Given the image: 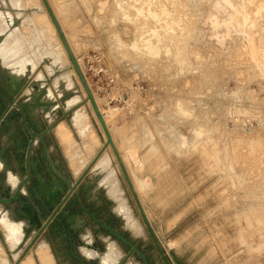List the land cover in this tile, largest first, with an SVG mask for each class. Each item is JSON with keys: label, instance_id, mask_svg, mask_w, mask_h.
Segmentation results:
<instances>
[{"label": "rangeland", "instance_id": "rangeland-1", "mask_svg": "<svg viewBox=\"0 0 264 264\" xmlns=\"http://www.w3.org/2000/svg\"><path fill=\"white\" fill-rule=\"evenodd\" d=\"M13 1L40 10L22 15L23 9L11 10ZM47 1L110 128H117L145 161L136 173L153 185L135 194L169 263L177 264L174 256L181 264H264V0ZM43 8L40 0H0V114L19 92L0 121L1 198L11 197L26 177L31 134L51 127L34 137L29 178L18 197L0 203L5 261L14 263V245L3 216L23 233L16 260L101 264L110 245L118 252L112 264H143L100 224L105 223L134 244L148 264H165L110 146L104 150L107 169L94 168L98 159L93 162L73 192L78 201L71 194L62 209L66 213L51 218L19 258L68 191L66 180L73 183L105 142L91 107L83 105L96 146L79 169L73 167L84 143L73 119L78 105L69 100H83L85 91L66 55L54 61L37 51L53 32ZM102 68L106 72L97 74ZM72 106L73 112L62 117ZM56 120L70 131L68 146ZM121 163L133 183L129 167ZM110 171L126 209L116 208L106 193ZM126 213L137 229L128 226ZM71 217L82 224L73 225ZM80 228L88 233L95 257L85 255Z\"/></svg>", "mask_w": 264, "mask_h": 264}, {"label": "bare ground", "instance_id": "bare-ground-1", "mask_svg": "<svg viewBox=\"0 0 264 264\" xmlns=\"http://www.w3.org/2000/svg\"><path fill=\"white\" fill-rule=\"evenodd\" d=\"M40 2H41V4L43 5V3H42V0H40ZM49 4H50V2H49ZM10 6H13V8L11 9V10H15V11H18V10H21V9H23V11L22 12H18L19 14H22V15H25V13H31L32 11H36V10H40V8H38V7H30L31 5H27V7H22V5L21 4H19V2H15V1H13L12 3H11V5ZM43 9L46 11V8H45V6L43 5ZM51 7V6H50ZM52 9V8H51ZM54 9H56V8H54ZM57 10V9H56ZM53 11V10H52ZM59 11H61V9L59 10ZM46 13H47V11H46ZM53 13H54V11H53ZM36 14V13H35ZM38 15V14H37ZM37 15H36V17H37ZM55 15V17L58 19L57 21H59L60 22V20H59V18H58V16H57V14L55 13L54 14ZM22 17V16H21ZM34 18V17H33ZM21 18L19 17V19H15V23H19L21 20H20ZM22 19H23V17H22ZM36 20H37V18H35ZM47 23H48V25H49V27H51V30L53 31L52 32V38H43V41H44V45H39V47H37L36 49H37V51L38 50H41V51H43L44 53H45V55H48L49 57H52L53 59H51V60H54V61H56L57 59H61V57L63 56H67V53H66V51L64 52V50L65 49H63L64 47H62L63 45H62V43H61V41H60V39H59V37H58V35H57V33H56V30H55V27H54V25H53V23L51 22V19H50V17H49V15H48V13H47ZM60 25V24H59ZM62 26V25H61ZM62 30H64V29H62ZM20 34L22 35V33L20 32ZM65 34V33H64ZM40 42H38V44H39ZM34 51V50H33ZM33 51H32V53H33ZM35 52V51H34ZM39 53V52H38ZM42 53V52H41ZM43 53V54H44ZM65 53V54H64ZM45 55L44 56H42V54H41V59H43V62L44 63H46L48 60H47V58L45 57ZM47 56V57H48ZM67 59H68V56L66 57ZM76 60H77V62H78V64L80 65V67H81V63H80V57H77L76 56ZM62 61V60H61ZM69 61V60H68ZM28 62H30V61H28ZM70 63V62H69ZM30 64H31V62H30ZM71 64V63H70ZM29 66H31V65H29ZM59 65H56V68H54L55 70H56V72L58 71V69L59 68H57ZM72 66V65H71ZM40 67V69L42 70L44 67L42 66V65H40L39 66ZM73 67V66H72ZM74 69V68H73ZM81 70H82V68H81ZM43 71V70H42ZM74 72H75V70H74ZM45 74V73H44ZM45 76V75H44ZM45 78H47L46 76H45ZM49 79V78H48ZM91 87V86H90ZM93 94V93H92ZM47 99H50V94L49 93H47L46 94V96H45ZM84 98L83 99H85L86 98V93H84V96H83ZM93 100H94V102H95V104H96V106H97V108H98V110H99V112L101 113V116H102V118H103V120L105 121V124H106V127H107V129H108V131H109V134H110V136H111V139H112V142H113V145H115L116 147V149L118 150V156L120 155V157H119V159H120V161L121 160H124V162L126 163V167H129V172H130V176H131V179H132V181H133V183H131V185H132V189H133V191L137 194L138 193V195H139V193H141V192H145L146 190H148V189H150L151 187H152V181H149V179L146 177H141L140 175H137V173H136V171H141V169H143V167L145 166V161H144V159L143 158H140L138 155H136L135 154V151H133L134 150V147L133 148H131L130 146H129V140H127V139H125L124 137H123V135H122V139H121V137H120V134H119V132H118V130H117V128H110V126H111V123H109V122H107V120H106V115H105V113L103 114V111H102V109H101V107L99 106V102H98V100L95 98V94H93ZM69 101H71V102H73L74 103V105L75 104H77L78 106H76L75 107V109H74V122H75V125H77V129L78 130H80V132L82 133V139L81 140H83V148H79V149H81V152L79 153V154H77V156H75L73 159H72V165H73V167L74 168H76V169H79V166H80V164L82 163V161H83V159L84 158H82L87 152H89L90 151V149L93 147V146H96V141L94 142V140H93V138L91 137V131L89 130V125L87 124V121H86V116H85V114H84V112H83V105H88V106H90L91 107V109H92V111H93V113H94V115H95V111L93 110V107H92V105H91V102L89 101V100H87L86 102H84L83 104H82V99L81 100H77L76 98H72L71 100H69ZM63 102V101H62ZM79 103V104H78ZM74 107V106H73ZM67 108V107H66ZM54 111H55V113H58V110H56V109H54ZM72 112H73V110H72ZM95 117H96V115H95ZM54 118V117H53ZM97 118V117H96ZM98 120V119H97ZM61 121V120H60ZM58 123V126H57V129H58V132H59V136H61L60 138L64 141V143L66 144L67 143V146H68V144L70 143V141H71V139H70V131L63 125V124H61V122H57ZM56 123V124H57ZM98 123H99V120H98ZM100 124V123H99ZM100 127H101V125H100ZM147 128V127H146ZM101 129H102V127H101ZM102 131H103V129H102ZM80 133V134H81ZM103 134H104V132H103ZM146 134V133H145ZM104 137H105V135H104ZM118 137V138H117ZM115 138L117 139V142L115 141ZM105 141H106V138H105ZM251 142V141H250ZM253 143V142H252ZM95 144V145H94ZM97 145H98V143H97ZM103 145H104V143L103 144H101L100 146H99V148H98V150L95 152V155L92 157V160L90 159V161H91V163L93 162V161H95L96 159H98L97 160V162L95 163V165H94V168L95 167H97V168H99L100 170H105V169H107V167H108V161H109V159H108V157L106 156V153H105V149L109 146V145H107L105 148H103ZM81 146H82V144H81ZM118 147V148H117ZM123 149V150H120V149ZM111 150H112V152H113V149L111 148ZM116 150V151H117ZM135 150H137L136 149V147H135ZM77 151V150H76ZM100 151V152H99ZM104 151V152H103ZM78 152V151H77ZM99 152V154L97 155V153ZM103 153V154H102ZM113 154H114V152H113ZM115 155V154H114ZM96 156V157H95ZM100 156V157H99ZM99 157V158H98ZM116 157V156H115ZM95 158V159H94ZM117 160V159H116ZM131 161L133 162V165L131 164ZM118 162V161H117ZM87 163H90L89 162V160L87 161ZM86 163V164H87ZM85 164V165H86ZM119 164V163H118ZM122 164V163H121ZM88 166V165H87ZM87 166H85L84 167V169L87 167ZM132 166H134L137 170H135ZM123 168H124V166H123ZM84 169L83 170H81L82 172L84 171ZM125 170V169H124ZM144 170V169H143ZM80 170H79V175L82 173ZM94 172V170L92 169L91 170V174ZM126 172V171H125ZM142 172V171H141ZM127 174V173H126ZM140 174V173H139ZM150 174V173H149ZM78 175V176H79ZM106 178H105V187H106V191H108V193H109V195H110V197H111V199H112V201H113V204H114V206L116 207V208H118L119 210L120 209H123V208H125L126 209V206H125V201L122 199V196L120 195V190H119V185H118V181L115 179V174H113L111 171L110 172H108L106 175ZM129 178V177H128ZM130 182H131V180H130ZM49 197H51V195L49 194L48 195ZM125 215V214H124ZM126 215H127V213H126ZM1 216V215H0ZM3 216V215H2ZM2 219H3V222L4 223H2V224H5L6 225V227H8L9 229H11V239L13 240V253H12V257L16 260L17 259V257H18V255H19V253H18V251H19V247H18V241L21 239V237H22V231H21V228L18 226V225H12L11 226V223H9V222H6V219L4 218V216L3 217H1ZM134 218V217H133ZM129 214L125 217V220H126V222H127V224H128V226H131L132 228H135V229H137V224L138 223H136V221L133 219ZM26 221V220H25ZM7 229V228H6ZM27 232H28V229H27V227L25 228V234L27 235ZM81 237L85 240V242L86 243H83V244H81V245H83L82 246V249L83 250H85L84 252H85V255H88V256H90V257H95L97 254L95 253V250L93 249V247H91L90 245H89V239H88V233L86 232V230H82L81 231ZM17 245V246H16ZM39 251H42V250H39ZM40 254H42L43 252H39ZM118 255V252L117 251H115L112 247H110V245H108L107 246V248H106V252H105V254H104V259H101L99 256H97V257H99L100 259V263L101 264H112L113 262H114V259L116 258V256ZM5 254L2 252V250H1V248H0V264H7V261H5ZM89 258V257H88ZM13 259V261H15ZM108 260V261H107ZM118 260V259H117ZM115 262H117V261H115ZM18 264H33V262H32V257L31 256H26L25 258L23 257V258H21V260H18ZM44 264H52L50 261H44Z\"/></svg>", "mask_w": 264, "mask_h": 264}, {"label": "water", "instance_id": "water-1", "mask_svg": "<svg viewBox=\"0 0 264 264\" xmlns=\"http://www.w3.org/2000/svg\"><path fill=\"white\" fill-rule=\"evenodd\" d=\"M42 3H43V5H44L45 8H46V11H47V13H48V15H49V17H50V19H51V22L53 23V25H54V27H55L56 33H57V35H58V37H59V39H60V41H61V43H62V45H63V47H64V49H65V51H66V53H67L68 60H69V62L71 63V65L73 66V68H74V70H75V73H76L77 77L79 78V81H80V83H81V85H82V87H83V89H84V91H85V93H86V98L83 99L82 104H83L84 102H86L87 100H89V101L91 102V105H92V107H93V110L95 111V115H96L97 119L99 120V123H100V125H101V127H102V129H103V132H104V135H105V138H106V141L104 142L103 148H105L107 145H109V146L113 149V152H114V154H115V156H116V159H117V161H118V163H119V166H120V168H121V170H122V174H123V176H124V178H125V180H126L128 186H129V188H130V190H131V193H132V195H133V197H134V199H135V201H136V203H137V205H138V208H139V210H140V212H141V215H142V217H143V219H144V222H145L146 227H147V229H148V232H149V234H150V236H151V238H152V241H153V243H154V246L156 247L157 251L160 253V255H161L163 261L165 262V264H170V263H169V257H167V255H165V254L163 253V251H162V249L160 248V246H159V244H158V242H157L155 236L153 235V232H152V230H151V227H150L149 223L147 222V220H146V218H145V215H144V213H143V210L141 209V206H140V204H139V202H138L137 196H136L135 192H134L133 189H132V185H131V182H130V180H129V178H128V175L126 174V172H125V170H124V168H123V165L121 164V161H120V159H119V156H118V154H117V151H116V149H115V147H114V145H113V142H112L111 136H110V134H109V131H108L107 127H106L105 121L103 120V118H102V116H101V113L99 112V110H98V108H97V106H96V104H95V102H94V100H93V94H92V92H91V89H90V87H89V85H88V83H87V81H86V79H85V75H84V73L82 72L80 65L78 64V62H77V60H76L75 55L73 54L72 49L70 48V45H69V43H68V41H67V39H66V36H65V34H64V32H63L61 26L59 25V22L57 21V18L55 17V15H54V13H53V11H52V9H51V7H50L48 1H47V0H42ZM101 57H102V59H103L105 65H106V67H107V68L109 69V71L111 72L112 69H111V67H110V65H109V63H108V61H107V59L105 58V55H104L103 53H101ZM25 86H26V83H23V87H25ZM18 94H19V92L16 94V96L14 97L13 100H9V101H8V107H7V109H6L2 114H0V121H1V120H4V116H5V114L7 113V111L9 110V108H10L11 106L14 105V100L17 98ZM73 109H74V107L72 106L69 110L64 111L62 117L66 116V115L68 114V112H71ZM58 121H60V120H56L55 123H57ZM50 128H51L50 126H47L46 129H45L44 131H42V133H40V134L32 133V134H31L32 137H31V139H30L29 142H28V146H27V149H26V157H25V171H26V177H25V179H22V181H21V183H20L19 185L16 186V189H15V191H14V193H13V195H12L11 197H9V198H1V197H0V203H9V202H11L12 200H14V199H16V198L18 197L19 192L21 191V189H22V187H23V185H24L26 179L29 178L28 160H29L30 149H31V147H32V145H33V142H34V137L40 138V137L42 136V134H43L45 131H49ZM99 152H100V151H99ZM99 152L97 153V155L99 154ZM95 157H96V156H95ZM94 159H95V158H94ZM93 162H94V161H93ZM93 162L90 163V164L84 169V171H83V172L77 177V179H76L73 183H70L69 181L66 180V182H67V184H68V191H67V192L65 193V195L59 200V202L54 206L53 210L51 211V213H50V215H49V217H48V219H47V221L42 225V227L39 229L38 233H37V234L35 235V237L30 241V243H29V244L27 245V247L24 249V251L22 252V254H21V256H20L19 258H21V257H22V256H23V255H24V254L30 249L31 245L33 244V242L35 241V239L38 237V235H39V234L43 231V229L46 227V225H47V223L49 222V220H51V218H53L56 214H58V213H60V212L62 211V209L64 208V205H65L67 199L69 198V196H70L71 194L75 197V201H78V197H77L76 194H74L73 192H74L76 186H77V185H78V184H79V183L85 178V176H86V174L88 173V171H89L90 167L92 166ZM83 210L86 211V212H88V210L85 209V208H83ZM92 217H93V216H92ZM93 218H94V217H93ZM94 219H95V218H94ZM95 221H97V220L95 219ZM100 224H101L105 229H107L110 233H112L113 235H115L116 237H118L120 240H122L123 242H125V243L130 247V249H131L132 251H134L135 253H137V254L140 256V258L142 259L143 264H148L145 255H144V254H143V253H142V252H141V251H140V250H139L134 244H132L131 242H129L127 239H125V238H124L122 235H120L119 233L113 231V229H112L111 227H109L108 225H106L105 223H100ZM172 257H173L172 259H173L177 264H181V263H179V262L175 259L174 256H172ZM17 263H18V260L14 261L13 264H17Z\"/></svg>", "mask_w": 264, "mask_h": 264}, {"label": "flooded vegetation", "instance_id": "flooded-vegetation-1", "mask_svg": "<svg viewBox=\"0 0 264 264\" xmlns=\"http://www.w3.org/2000/svg\"><path fill=\"white\" fill-rule=\"evenodd\" d=\"M42 189H44V187L42 188ZM51 198H52V196H51ZM63 212H65L66 213V211L65 210H62L61 212H60V214H63ZM64 213V214H65ZM23 214V213H22ZM59 214V213H58ZM65 215H67V214H65ZM77 218L79 217V215L77 214V216H76ZM71 221H72V223H73V225H81L82 224V222H78V221H76L74 218H69ZM35 223H37V222H35ZM80 230H82V228H80Z\"/></svg>", "mask_w": 264, "mask_h": 264}, {"label": "crops", "instance_id": "crops-1", "mask_svg": "<svg viewBox=\"0 0 264 264\" xmlns=\"http://www.w3.org/2000/svg\"><path fill=\"white\" fill-rule=\"evenodd\" d=\"M58 138H59V137H58ZM60 142H61V141H60ZM61 144H62V146H63V143H62V142H61ZM63 148H64V147H63ZM96 151H97V150H96ZM96 151H94L93 154H95ZM65 152H66L67 157H68V159H69L70 156L68 155L67 150H65ZM93 154H92V155H93ZM106 193H107V191H106ZM107 194H108V193H107ZM108 196H109V194H108Z\"/></svg>", "mask_w": 264, "mask_h": 264}, {"label": "built area", "instance_id": "built-area-1", "mask_svg": "<svg viewBox=\"0 0 264 264\" xmlns=\"http://www.w3.org/2000/svg\"><path fill=\"white\" fill-rule=\"evenodd\" d=\"M105 72H106L105 69L102 68L101 70L100 69L98 70V73L97 74H99V73L104 74Z\"/></svg>", "mask_w": 264, "mask_h": 264}]
</instances>
